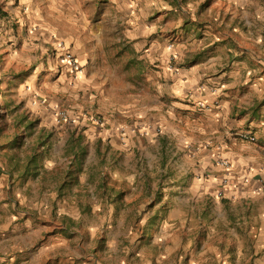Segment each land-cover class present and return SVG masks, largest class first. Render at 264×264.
I'll return each instance as SVG.
<instances>
[{"label":"rangeland","instance_id":"1","mask_svg":"<svg viewBox=\"0 0 264 264\" xmlns=\"http://www.w3.org/2000/svg\"><path fill=\"white\" fill-rule=\"evenodd\" d=\"M163 1L187 16L200 15L214 3ZM245 1L249 4L239 2L238 16L248 9L257 19L256 0ZM132 2L82 0L72 19H60L58 25L41 21V27L51 24L61 33L54 40L73 39L90 50L99 67L94 75L112 74L107 80L96 76L88 89L80 85L81 90L67 93L63 85L56 87L44 54L40 71L29 66L10 72L0 58V264H264V232L247 226V215L229 206L230 200L203 189L208 174L199 155L209 145L187 144L191 131L168 133L165 125L147 131L120 123L109 131L103 109L118 107L129 95L128 86L139 88L136 82L143 79L121 51L129 46L127 26L115 24ZM220 5L212 15L229 17L231 4L222 0ZM85 15L90 28L99 25L102 34L82 30L88 28ZM53 53L50 60L60 63V54ZM82 66L79 76L86 77ZM17 75L21 78L15 81ZM57 109L70 113L72 122L58 123ZM92 116L103 126L93 124ZM15 136L23 144L12 150L7 145ZM34 153L42 157L38 173L30 163Z\"/></svg>","mask_w":264,"mask_h":264},{"label":"crops","instance_id":"2","mask_svg":"<svg viewBox=\"0 0 264 264\" xmlns=\"http://www.w3.org/2000/svg\"><path fill=\"white\" fill-rule=\"evenodd\" d=\"M81 2L0 0V58L4 67L10 72L29 66L40 71L39 60L44 54L56 87L63 85L62 90L67 93L69 89L75 92L76 88H90L96 76L104 80L112 76L109 72L94 75L99 67L92 62L90 50H83L79 41L54 40L53 37L61 35L56 27L51 24L49 29L41 27L44 20L56 21L58 25L60 19H72L71 15L79 12ZM221 2L214 0L212 6L197 16L181 14L177 7L163 0L130 3L127 15L116 18L115 24L127 26L124 35L129 46L121 47V51L128 53L131 63L137 65L136 76L143 79L136 82L133 78L132 83L136 82L139 88L129 85V95L117 103L119 106L111 111L103 109V113L112 133L115 132L112 128L122 126L120 123L132 130L144 126L147 131H154L158 125H165L168 133L191 131L193 138L187 144L196 147L203 143L211 147L205 155H199L208 174L203 189L207 192L213 189L210 192L216 194L222 178L228 176L232 186L224 198L230 200L229 206L247 215L244 217L247 226L262 234L264 190H258L264 183V12L261 7L264 0H256L257 19L248 9L238 16L239 2L249 4L244 0L238 3L228 0L229 17L221 13L212 15ZM142 3L144 7L139 8ZM83 18L88 26L83 31L93 29L96 34H102L99 25L90 28L89 17ZM254 24L257 26L252 29ZM58 42L64 43L84 66L90 61L84 69L86 77H75L67 66L59 65V60H50L57 55L55 51L61 55L57 51ZM102 65L109 68L105 62ZM36 71L33 77L39 84L41 77ZM241 132H251L256 142L241 140L238 137ZM115 138L113 135V142ZM129 139L134 142L133 136ZM121 145V141L116 143L117 148ZM218 159L231 163V169L226 172L215 166Z\"/></svg>","mask_w":264,"mask_h":264},{"label":"built area","instance_id":"3","mask_svg":"<svg viewBox=\"0 0 264 264\" xmlns=\"http://www.w3.org/2000/svg\"><path fill=\"white\" fill-rule=\"evenodd\" d=\"M57 51L61 52L60 55V64L61 65H65L69 68L70 72L77 77L78 75L82 74V69L83 66L80 64V62L78 61V59L69 51V49H67L64 45V43L62 42H58L57 44ZM173 60V59H172ZM201 107H204V105H201ZM55 119L58 123H71L72 122V117L70 115V113H68L65 110H61V109H57L56 113H55ZM91 122L95 125H101L103 126V120L100 117H91L90 118ZM238 137L243 140V141H247V142H256V138L255 136L250 132H241ZM215 166L220 167L221 169L225 170L226 172L229 171L231 169V163H229L226 160H222V159H218L215 163ZM248 180H245V183H247ZM232 186V182L229 179L228 176H225L222 178L221 181V186L218 189L217 192V196L220 198H224L226 196V191L227 189L229 190ZM264 190V183L261 184L260 189L258 190V192H261Z\"/></svg>","mask_w":264,"mask_h":264},{"label":"trees","instance_id":"4","mask_svg":"<svg viewBox=\"0 0 264 264\" xmlns=\"http://www.w3.org/2000/svg\"><path fill=\"white\" fill-rule=\"evenodd\" d=\"M20 78H21V75H17L16 80H18ZM25 120L26 119H23L21 121V124H23ZM34 127H35V123H31V124L27 125L26 129L31 132L34 129ZM0 131H2V130L0 129ZM22 144H23V138L19 137V136H15L14 139L11 141V143H9L7 146L10 149L14 150L15 148H17L18 146H20ZM45 145H46V143L43 142L42 146H45ZM41 158L42 157L38 156L37 153H34L33 156L31 157L30 163L34 164V168L36 169V173H38V169H39V165H40V161L39 160ZM72 186H73L72 184H68L67 185V189L70 190L72 188ZM157 223H158V221H156V223L153 226H155Z\"/></svg>","mask_w":264,"mask_h":264}]
</instances>
